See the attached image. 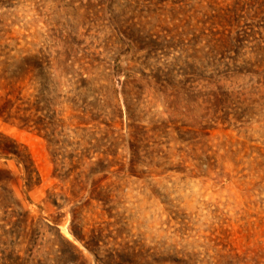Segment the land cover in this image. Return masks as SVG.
Segmentation results:
<instances>
[{
    "label": "rangeland",
    "instance_id": "1",
    "mask_svg": "<svg viewBox=\"0 0 264 264\" xmlns=\"http://www.w3.org/2000/svg\"><path fill=\"white\" fill-rule=\"evenodd\" d=\"M67 259L264 264V0H0V264Z\"/></svg>",
    "mask_w": 264,
    "mask_h": 264
},
{
    "label": "trees",
    "instance_id": "2",
    "mask_svg": "<svg viewBox=\"0 0 264 264\" xmlns=\"http://www.w3.org/2000/svg\"><path fill=\"white\" fill-rule=\"evenodd\" d=\"M9 153H11V154H13V156H15V159L17 160V162L19 163V164H22L23 166H24V168H25V172H26V174H27V178L29 179V173H28V170H27V167H26V165H25V162H24V160L25 159H22V157L19 155V153H15L14 151H9ZM27 160H28V158H27ZM70 234L73 236V238L75 239V240H77L79 243H81L85 248H87L88 249V247H87V245L85 244V242H84V240H83V237H81V235H79V233H76L74 230H71L70 231ZM62 239L65 241V243L69 246V248L71 249V252H70V258H74L73 256H75V254H77L78 253V250H77V248L70 242V241H68L67 239H65V238H63L62 237ZM90 250V249H89ZM69 259H67V263L68 262H70V263H68V264H71V263H74V259H71V261H68Z\"/></svg>",
    "mask_w": 264,
    "mask_h": 264
}]
</instances>
